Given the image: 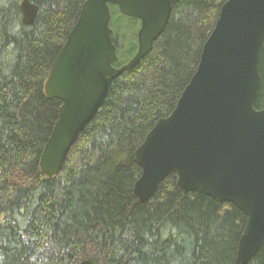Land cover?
Segmentation results:
<instances>
[{"label":"trees","instance_id":"1","mask_svg":"<svg viewBox=\"0 0 264 264\" xmlns=\"http://www.w3.org/2000/svg\"><path fill=\"white\" fill-rule=\"evenodd\" d=\"M30 1L39 10L25 25L21 0H0V264H237L246 221L237 206L198 190L184 193L174 173L148 201L133 193L141 173L133 152L173 110L225 0L172 6L150 51L111 81L51 178L39 158L61 102L46 96L44 82L84 0ZM109 6L118 53V36L129 35L136 50L139 21ZM132 55L121 50L113 64ZM259 73L256 109L264 108V39ZM247 264H264V243Z\"/></svg>","mask_w":264,"mask_h":264},{"label":"water","instance_id":"2","mask_svg":"<svg viewBox=\"0 0 264 264\" xmlns=\"http://www.w3.org/2000/svg\"><path fill=\"white\" fill-rule=\"evenodd\" d=\"M180 0H84L64 44L52 61L44 93L61 102L58 118L41 151L46 177L60 171L66 155L103 103L110 83L151 49ZM110 4L139 21L137 47L115 66ZM28 25L39 7L19 4ZM264 0H225L204 41L198 64L169 115L158 119L133 152L141 173L133 185L148 201L170 173L184 193L198 190L237 206L246 221L237 264H247L264 243V108L254 103L260 85ZM78 264H126L123 260Z\"/></svg>","mask_w":264,"mask_h":264},{"label":"rangeland","instance_id":"3","mask_svg":"<svg viewBox=\"0 0 264 264\" xmlns=\"http://www.w3.org/2000/svg\"><path fill=\"white\" fill-rule=\"evenodd\" d=\"M115 15L117 16V19L122 20V21L125 20L124 17L121 16L118 12H116ZM134 34L136 35V31L133 32V35ZM116 41H117V46L119 48H121V50L126 52L127 55H132L134 53V51H135V49H134V39H133V42H132V39H131V37L129 35L124 36V38L118 36L116 38ZM135 42L137 44V39H135ZM121 50H120V52H121ZM120 52L118 53V51H117V54H120ZM36 264H46V262H45V260H43V261L37 262Z\"/></svg>","mask_w":264,"mask_h":264},{"label":"bare ground","instance_id":"4","mask_svg":"<svg viewBox=\"0 0 264 264\" xmlns=\"http://www.w3.org/2000/svg\"><path fill=\"white\" fill-rule=\"evenodd\" d=\"M18 5V4H17Z\"/></svg>","mask_w":264,"mask_h":264}]
</instances>
